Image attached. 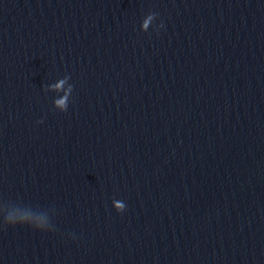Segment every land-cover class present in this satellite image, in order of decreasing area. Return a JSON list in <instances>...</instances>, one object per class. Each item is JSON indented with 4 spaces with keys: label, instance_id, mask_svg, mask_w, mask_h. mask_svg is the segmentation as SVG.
<instances>
[{
    "label": "water",
    "instance_id": "obj_1",
    "mask_svg": "<svg viewBox=\"0 0 264 264\" xmlns=\"http://www.w3.org/2000/svg\"><path fill=\"white\" fill-rule=\"evenodd\" d=\"M0 264H264V0H0Z\"/></svg>",
    "mask_w": 264,
    "mask_h": 264
}]
</instances>
